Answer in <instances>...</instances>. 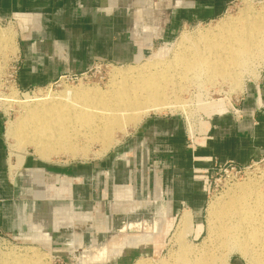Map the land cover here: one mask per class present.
<instances>
[{
	"label": "crops",
	"instance_id": "0c3cea01",
	"mask_svg": "<svg viewBox=\"0 0 264 264\" xmlns=\"http://www.w3.org/2000/svg\"><path fill=\"white\" fill-rule=\"evenodd\" d=\"M231 1L174 0L177 7L163 21L159 17L146 21L125 7L115 8L113 13L98 12L108 0H0V18L26 21L37 17L47 33H20L16 80L27 89L65 71L81 70L95 59L117 64L141 61L154 44L153 34L166 37L184 22L217 18ZM237 100L234 107L242 112L241 118L235 119L226 107L212 111L219 113L204 116L192 148L178 115H149L96 162L63 172L56 164L25 154L13 159L10 154L14 151L9 150L3 133L5 114L0 112V239L40 241L49 225L39 214L45 203L54 204L67 189L71 202L87 201L94 188L113 184L144 190L149 207L164 213L165 219L179 221L189 212L195 232L202 226L206 183L214 166L229 162L245 166L264 157V70L244 84ZM61 179L68 188H61ZM139 211L140 206L133 213ZM125 246L102 259L84 255L82 260L104 262L111 259L109 253L120 254ZM92 248L89 253L97 252L98 248Z\"/></svg>",
	"mask_w": 264,
	"mask_h": 264
},
{
	"label": "rangeland",
	"instance_id": "374dc122",
	"mask_svg": "<svg viewBox=\"0 0 264 264\" xmlns=\"http://www.w3.org/2000/svg\"><path fill=\"white\" fill-rule=\"evenodd\" d=\"M120 7H125L127 10L130 8L131 12L139 14L141 19L146 21L154 19L151 14L148 13V10L144 8L143 0H108L103 8H97V10L98 12L113 13L115 8ZM244 8L251 9L250 11L252 14L255 13V15L261 14L262 11L264 14V0H232L228 4L226 11L217 18L200 23L184 22L178 29L166 37L159 35V33L157 35L153 34V36H155L154 44L141 61L131 64H117L107 60L95 59L81 70L65 71L43 85L27 89L19 87L16 80L18 65L15 60L18 55L17 43L20 39V33L22 30L32 36H41L47 33L37 17L35 19L30 17V19L26 21L18 19L3 20L0 18L3 20L0 26V35H5L4 40L7 41L4 42L7 44L3 43L0 45V112L5 114L3 133L8 148L10 151H14L10 156L16 159L19 155L23 157L25 154L39 162H46V164L50 165L56 164L55 166L62 172L67 171L71 166L96 162L102 158L106 153L116 148L117 144L130 134L142 119L149 115H178L184 123V130L189 146L192 148L194 146V138L197 136V133L202 131L204 116L219 113L212 112L214 110H221L225 107L227 109L230 105L236 106V104L239 103L237 98L242 94L244 84L248 80L255 79L258 74L261 73V70H264V60L256 62L257 64L255 63L253 66L246 67V69H244L245 71L242 70L238 72L241 76L239 78V83H234L229 79L228 82L227 79L222 80L220 77H216L217 79L215 78V81H213L212 78H210L211 80L207 78V81L205 75H203L204 77L200 75L202 77L199 76L200 80L199 77H193L190 74H188L190 76L186 74L184 78L182 77L184 80L175 77L171 82L166 84V92L169 91L170 93L164 94L165 102L167 101L166 103L169 105L171 104V106L173 105L172 108L168 106L169 108L167 107L161 111H148L136 121L123 119L122 122L125 121L124 126L122 129L119 128L114 130L112 141H110L105 150L102 148L100 141H89V143L83 140L82 133L84 132L82 130L78 131L80 132L78 133L80 134L79 136H77L78 134L74 135V140L81 146H85L86 143L87 152L84 155L71 156L70 153L64 151L58 152L55 151L54 148L53 150L52 147H46L44 150V157L38 150L34 149V146L19 144L20 142H17V137L11 138V136H9L8 138L6 128L9 123L15 124L17 120L23 118L26 113L25 109L37 102L38 104L51 100L62 102L65 99L64 95L66 89L89 88V90H94L92 93L95 91L107 92L112 86L111 75L114 70H122L125 68H133L135 70L142 68L146 69L145 67L147 64L156 61L169 62L173 58V53H175L178 48H185L190 45L189 38L191 39L205 30L217 27L221 21L238 17ZM170 10L171 9L160 11L156 18H162L163 21ZM144 20L143 22L146 24L147 22ZM148 30L149 29H146V31ZM146 70H148V68ZM190 77H193V79ZM195 77L198 78V81L194 79ZM176 78L177 80H175ZM167 94L169 96H167ZM86 105H88L86 106L88 110L89 106L91 109H93L94 106L93 111L95 110L94 101ZM228 113L235 119H240L242 116V112ZM248 165H245V167ZM221 166L222 164L215 165L212 172L208 174L206 200L202 213V226L200 225L197 227L195 231L196 234L193 231L189 212H184L179 221L178 218L174 220L165 219L164 213L159 214L157 212L158 210L154 211L153 207H149V198L147 194L143 193L144 190L142 189L140 190L134 187L129 188L117 184H113L111 188L103 186L102 189L94 188L93 193L89 196V200L80 202H71L68 198L69 192L67 189L61 192V198L56 200L54 204L50 205L45 203L42 210L39 211V214H43L42 219H44L45 223L49 224L52 231L54 230V233H52V240L46 241L44 236L42 240L37 242L32 241V238L27 240L26 238L0 239V264H23L25 260H29L32 264H36V262L38 264H137L138 262H145L146 264H193V256H201L202 251L208 246L206 245L208 239L207 227L209 221H211L208 212L214 203L227 198L229 193L232 192L237 185L246 184L250 186L252 191L256 190L259 192L258 194H264V161L258 162L256 165L247 168L237 176H234V174L230 172L225 173L223 169H221ZM138 170L140 171V168H138ZM143 177L145 180V176ZM140 179H142V177H140ZM61 180L60 182L64 183L63 185L65 186L62 185L61 188H68V183L63 179ZM45 182L47 183V180ZM76 182H80V180L78 179ZM139 206L141 211L133 213L135 208ZM127 223H131L132 226L137 228L148 226L147 229L152 230V233H144V231L141 230L138 238L133 239L129 237L125 246L129 248L125 251L122 250L123 252L120 254L116 251L115 253H118V255L112 256L111 259L105 260L104 262H95L87 260V258L82 260L84 259L82 257L84 254L79 255V260L73 255L74 247H81L87 251L92 244L101 246L112 236L119 233L120 229ZM131 224L126 226L132 228ZM178 238H181V240H177ZM110 245L111 244L107 243L92 254L88 251L85 253V256H91V259H95V257H93L95 254L96 256H102L103 248H107ZM113 249H119V247L114 246ZM1 253H10L13 255V258L6 263L3 261V263H1ZM185 256H188V258L185 259ZM236 261L247 264L239 253L232 252L228 257L227 264H234Z\"/></svg>",
	"mask_w": 264,
	"mask_h": 264
},
{
	"label": "bare ground",
	"instance_id": "6f19581e",
	"mask_svg": "<svg viewBox=\"0 0 264 264\" xmlns=\"http://www.w3.org/2000/svg\"><path fill=\"white\" fill-rule=\"evenodd\" d=\"M250 10L244 8L238 17L228 18L221 21L217 27L189 38L190 45L178 48L169 62L156 61L147 64L145 68L148 70H114L111 75L112 86L107 92L92 93L94 90L89 88L66 89L65 99L60 98L62 102L50 99L51 101L42 104L37 102L27 107L23 118L15 124L9 123L6 128L8 138L17 137L19 144L34 146L44 157L46 147L70 153L71 156L84 155L87 152L86 143L81 146L74 140V135L80 133L78 131L83 130V140L100 141L105 150L112 141L114 130L124 126L123 119L136 121L148 111H161L168 106L172 108L173 105L165 102L164 94L169 92H166V84L175 77L181 79L186 74L193 77L205 75L206 80L212 78L215 81L216 77H220L222 80L229 79L239 83L241 76L238 72L264 60V14L262 11L261 14L253 15ZM4 39L5 35H0V45L7 42ZM196 77L194 79L197 80ZM92 101L95 103V110L93 111L92 105L93 109L89 106V110H92L89 111L86 104ZM255 191L246 184L237 185L227 198L216 200L218 202L210 207L208 213L211 221L207 227L206 244L208 246L204 248L201 256H193V264H227L232 252L239 253L247 264H264V194ZM147 228L148 226H142L139 232L134 234H117L108 244L123 247L129 237L138 238L141 230L144 233H152V230ZM177 240L180 241L181 238ZM109 251H112L110 246L106 249L104 247L102 256L105 253L106 257ZM12 256L10 253H1V263L11 260ZM93 257L98 258L96 254ZM187 258L188 256H185V259ZM23 264L32 262L25 260Z\"/></svg>",
	"mask_w": 264,
	"mask_h": 264
},
{
	"label": "water",
	"instance_id": "95a60500",
	"mask_svg": "<svg viewBox=\"0 0 264 264\" xmlns=\"http://www.w3.org/2000/svg\"><path fill=\"white\" fill-rule=\"evenodd\" d=\"M143 5L144 8L146 10H148V13L151 14V16L155 19L157 14L162 11V10H168V9H172L174 7H176V4L174 2V0H143ZM131 223H127L126 225H129ZM126 225L120 229V232L117 234H121V233H136L139 232V228L132 226L131 227H126ZM68 229V228H67ZM66 229V230H67ZM112 236L108 241H106L105 243H103L101 246H98L96 244H92L90 247V251L91 249H93L92 247L95 248H100L103 245H106L107 243H109V241L114 238L115 236ZM44 239L45 240H52V229L49 227V225L46 227V230L44 231ZM129 247H125V249H123V251L127 250ZM89 250H85L84 248L81 247H74L73 248V255L76 256V254L78 255L79 253H82L85 255L86 252H88ZM122 251V252H123ZM118 255V253L114 254V253H109L108 254V258H111L112 256ZM108 260V259H107ZM96 262V261H95ZM234 264H243L241 261H236Z\"/></svg>",
	"mask_w": 264,
	"mask_h": 264
},
{
	"label": "built area",
	"instance_id": "2783aa9c",
	"mask_svg": "<svg viewBox=\"0 0 264 264\" xmlns=\"http://www.w3.org/2000/svg\"><path fill=\"white\" fill-rule=\"evenodd\" d=\"M2 19H0V26L2 25ZM262 71V70H261ZM230 111L231 112H240L239 109L235 108L234 105H230ZM264 161V157L261 158L260 160H256L255 162H251L248 166H239L233 163H225L222 164L221 169H223V171L226 172H230L232 174H234V176H237L238 174H240L242 171L246 170L247 168L256 165L258 162H262Z\"/></svg>",
	"mask_w": 264,
	"mask_h": 264
}]
</instances>
